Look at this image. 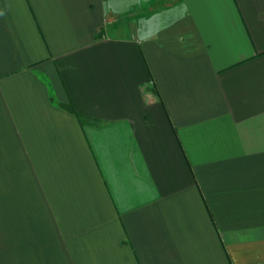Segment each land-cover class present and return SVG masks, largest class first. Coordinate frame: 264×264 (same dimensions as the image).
Here are the masks:
<instances>
[{
	"label": "crops",
	"instance_id": "0c3cea01",
	"mask_svg": "<svg viewBox=\"0 0 264 264\" xmlns=\"http://www.w3.org/2000/svg\"><path fill=\"white\" fill-rule=\"evenodd\" d=\"M0 264H264V0H0Z\"/></svg>",
	"mask_w": 264,
	"mask_h": 264
},
{
	"label": "trees",
	"instance_id": "16d2710c",
	"mask_svg": "<svg viewBox=\"0 0 264 264\" xmlns=\"http://www.w3.org/2000/svg\"><path fill=\"white\" fill-rule=\"evenodd\" d=\"M102 33H103V30H100V32L98 33V36L102 35ZM69 109L73 111L72 107H69Z\"/></svg>",
	"mask_w": 264,
	"mask_h": 264
}]
</instances>
